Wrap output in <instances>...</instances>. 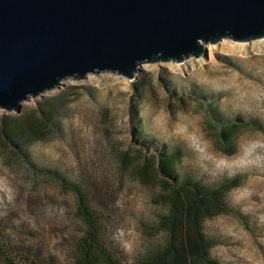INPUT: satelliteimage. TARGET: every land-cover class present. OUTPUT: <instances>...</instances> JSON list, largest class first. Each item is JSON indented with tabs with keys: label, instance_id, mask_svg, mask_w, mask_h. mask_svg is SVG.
<instances>
[{
	"label": "rangeland",
	"instance_id": "obj_1",
	"mask_svg": "<svg viewBox=\"0 0 264 264\" xmlns=\"http://www.w3.org/2000/svg\"><path fill=\"white\" fill-rule=\"evenodd\" d=\"M206 47L200 58L146 63L132 80L111 71L88 73L30 97L19 113L0 108V115L22 117L48 101L57 103V131L33 139L31 151L71 182L81 179L90 184L87 189L101 188L103 204L116 216L112 239L125 264L150 241L141 223L153 221L161 210L155 201L159 184L126 172L118 176L113 147L136 149V142L153 151L159 145L168 152L177 146L182 152L178 175H190L191 182L219 186L238 176L239 186L226 195L227 207L204 221L206 234L216 240L211 257L220 264H264V38L223 39ZM165 72L172 74L182 99L172 97L161 82ZM148 74L151 81L138 90L136 84ZM201 93L212 94L221 110L245 118L234 133L233 154L223 153ZM137 125L149 139H137ZM169 180L178 187L184 179ZM94 196L91 201L97 203L100 198ZM75 197L59 182L31 177L20 165L0 158V235L15 246L33 247L31 256L38 250L49 254L53 264H67L77 228Z\"/></svg>",
	"mask_w": 264,
	"mask_h": 264
},
{
	"label": "water",
	"instance_id": "obj_2",
	"mask_svg": "<svg viewBox=\"0 0 264 264\" xmlns=\"http://www.w3.org/2000/svg\"><path fill=\"white\" fill-rule=\"evenodd\" d=\"M264 38V0H0V108L88 73L132 80L223 39Z\"/></svg>",
	"mask_w": 264,
	"mask_h": 264
},
{
	"label": "trees",
	"instance_id": "obj_3",
	"mask_svg": "<svg viewBox=\"0 0 264 264\" xmlns=\"http://www.w3.org/2000/svg\"><path fill=\"white\" fill-rule=\"evenodd\" d=\"M171 76L165 72L160 75V80L172 97L182 99V90ZM150 81L148 74L136 84V88L142 91ZM197 95L208 100V112L223 153L233 154L234 133L245 118L221 110L211 99L212 94ZM135 103L134 112L139 122L140 112ZM57 112V103L48 101L42 109H33L22 117L0 115V158L7 165L12 162L20 165L31 177L51 178L75 194L77 228L71 236L67 264H125L112 239L111 222L116 216L103 204L105 199L99 194L101 188L95 185V188L87 189L90 184L86 185L81 179L71 182L59 171L34 158L32 141L47 132L57 131L54 123ZM134 133L137 139H149L139 125L135 126ZM136 143V149L117 151V146L113 147L118 176L126 172L156 186L159 184L161 189L155 194V201L161 204L158 208L161 210L157 211L153 221L141 223L150 241L129 264H220L211 257L216 240L206 234L204 221L227 207L226 195L230 189L239 186L241 179L238 176L227 178L218 182L219 186L208 185L202 180L191 182L190 175H178L182 152L177 146L168 152L159 145L157 151H153L146 143ZM175 178L184 179L178 187L169 180ZM92 194L100 198L97 203L91 201ZM32 248L30 245L15 246L0 235V264H19L17 260L23 264L27 261L29 264L52 263L49 254L38 250L31 256Z\"/></svg>",
	"mask_w": 264,
	"mask_h": 264
},
{
	"label": "bare ground",
	"instance_id": "obj_4",
	"mask_svg": "<svg viewBox=\"0 0 264 264\" xmlns=\"http://www.w3.org/2000/svg\"><path fill=\"white\" fill-rule=\"evenodd\" d=\"M257 40H259V39H257ZM255 41H256V40H255ZM243 45H244V44H243ZM145 64H146V63H145ZM143 65H144V64H142V65H139V66H138V70H139L140 66H143Z\"/></svg>",
	"mask_w": 264,
	"mask_h": 264
}]
</instances>
